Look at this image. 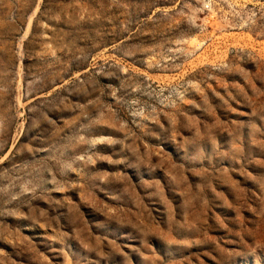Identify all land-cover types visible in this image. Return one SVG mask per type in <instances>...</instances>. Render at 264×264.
Returning <instances> with one entry per match:
<instances>
[{
  "label": "rangeland",
  "instance_id": "rangeland-1",
  "mask_svg": "<svg viewBox=\"0 0 264 264\" xmlns=\"http://www.w3.org/2000/svg\"><path fill=\"white\" fill-rule=\"evenodd\" d=\"M0 264H264V0H0Z\"/></svg>",
  "mask_w": 264,
  "mask_h": 264
}]
</instances>
